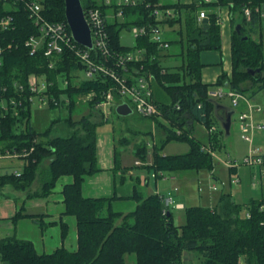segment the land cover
Here are the masks:
<instances>
[{
    "label": "trees",
    "instance_id": "obj_1",
    "mask_svg": "<svg viewBox=\"0 0 264 264\" xmlns=\"http://www.w3.org/2000/svg\"><path fill=\"white\" fill-rule=\"evenodd\" d=\"M30 1V0H25ZM45 17L52 22L66 23L64 0H39ZM86 14L88 9L98 8L106 17V33L111 55L125 53L137 48L145 50L142 60L127 64V69L150 71L154 76L153 95L159 107V116L151 118L163 128L166 139L161 146L151 149V162L144 167L153 172L155 179L164 178L173 172L198 171L213 168L212 156L203 148L199 140L192 136V122L202 124L208 130V145L214 151L222 149L220 135L224 131L209 132L215 127L217 100L210 98L212 87L223 86L229 90L255 98L264 93V53L258 14L253 10L246 20L242 14L244 7L253 9L264 5V0H192L190 3L168 0H137L136 6H118L115 2L106 4L104 0H80ZM160 5L173 9L172 19L155 22L150 16L148 5ZM1 0H0V8ZM226 8L233 27L240 24L241 34L232 30L230 39L231 72L221 73L214 84L201 80L203 64L202 51H221L222 36L220 16L217 10ZM206 10L207 16L198 19V12ZM121 16H117L118 12ZM5 13L12 14L13 23L4 34V42L11 43L5 51L0 69L5 83L13 80L24 82L30 74L45 76L54 82L53 93L58 98L64 93L68 98L65 106L70 112L75 108L78 97L94 94L87 103L94 109L102 101L103 93L114 86L111 78L97 72L91 79H78V72L85 71L84 64L69 49L64 51L53 69L47 67L41 54L30 55L23 41L34 31L23 7L13 8ZM235 16L238 19H235ZM159 23L170 28L174 39H167L169 48L161 50L149 40V36L135 38L133 46L120 42L122 29L133 26H148ZM68 31L69 27H68ZM254 35H258V40ZM82 48V46L77 45ZM174 51V52H172ZM96 64L109 66L118 74L121 68L112 67L115 58L107 61L90 51ZM180 57L179 66L171 69L163 64L167 57ZM259 70V71H257ZM251 71L254 73L251 74ZM65 76L67 87L57 89V78ZM247 85V86H245ZM60 107L57 106L56 108ZM51 106L50 109H54ZM227 112L230 109L224 108ZM160 118L163 123L157 121ZM31 108L22 107L18 116H8L1 124L0 147L22 154L20 175L0 174V188L10 185L17 190H26L33 182L39 163L48 158L49 167L41 189L29 193V197H47L59 178L72 177V182L62 189L64 212L62 216H72L76 221L77 248L70 251L59 247L51 253H38L31 241L14 236L0 238L2 264H124V255H133L134 264H182L183 251L196 252L201 264H264V198L250 199L244 204L235 202L231 194L223 193L212 207L201 205L185 209L184 223L174 224L171 211L163 214L164 208L159 194L143 196L134 191L131 198L136 203L134 211L127 214L111 209L110 198H88L82 194L84 178L98 171L96 127L102 122H93L89 116L78 121L64 120L72 129L68 135L49 136L56 119L42 133V140L31 127ZM180 131V135L176 131ZM170 141H185L189 150L181 155H161L159 151ZM116 152V151H115ZM138 161L147 162L146 143L134 151ZM246 212L249 216H246ZM28 217L36 221L42 230L51 223H44L43 215L21 214L17 212L12 221ZM61 239L68 234V226L60 221Z\"/></svg>",
    "mask_w": 264,
    "mask_h": 264
},
{
    "label": "built area",
    "instance_id": "obj_2",
    "mask_svg": "<svg viewBox=\"0 0 264 264\" xmlns=\"http://www.w3.org/2000/svg\"><path fill=\"white\" fill-rule=\"evenodd\" d=\"M205 3L211 0H203ZM106 4L115 2L118 6H136L137 0H104ZM2 7L0 8V69L2 66L3 55L5 51L11 49V43L4 42V33L8 31L13 23L12 14L5 13L11 11L13 8L23 7L27 16L34 26V31L31 35L24 39L23 45L30 55L41 54L46 59L47 67L53 69L55 64L60 60V56L67 49L71 50L74 56L84 64L85 76L91 79L95 73L100 72L105 76L111 78L114 82V86L109 88L103 93L102 101L97 102L94 106L95 110H99L100 107L109 105L122 98L126 99V102L119 101L118 104L126 103L133 112L143 118H154L159 116V107L154 100L153 86L154 76L150 71L144 70L143 67L140 70L133 69L130 72L127 69V64L137 63L143 59L145 50L137 48L121 54L111 55L108 44V36L106 33V17L98 8L88 9L85 16V22H87L90 32L92 47L82 48L77 47V44L70 31H68L67 23L50 22L43 14V8L39 0H1ZM150 7L149 16L155 21H164V19H172L175 16L173 9L162 8L160 5H148ZM252 10L258 14L261 19L264 17V5L257 6L251 9L250 7H244L242 14L246 20L251 17ZM117 16H121V12L117 13ZM206 10H200L198 12V19L206 18ZM134 38L139 36H149V40L157 45L158 49L165 50L169 48V43L164 36V28L160 27L159 23L148 26H133L129 29ZM80 46V45H79ZM90 51H93L95 55L103 58L107 61V57L111 56L115 58L113 68H121L124 74H118L109 66L96 64L91 59ZM63 78L62 86L59 87V78H57V89L60 91L65 90L67 87V79L65 76H59ZM54 82L48 80L45 76H37L36 74H30L27 76L26 81L13 80L11 83H5L1 79L0 75V130L2 121L8 116H18L19 110L24 107H38V108H51V106H66L68 104V98L61 99L64 94L59 93L58 98L53 93ZM210 98L217 100L218 102L225 97L231 100V109L234 113L237 112L238 119L240 121L239 128L241 131V137L244 141H252V133L257 129L264 131V100L261 103L255 101V98H248L247 95L241 94L227 89L223 86H218L214 90H209ZM94 98L93 93H89L85 99L91 101ZM58 107V108H60ZM256 112L260 118L254 117L252 114ZM177 135H180V131L175 130ZM216 131L213 126L209 129V132ZM209 152L212 157H215V151L210 150L207 147L203 148ZM26 153L23 150L21 153L16 151H10L8 149H2L0 147V161L2 160H14L21 159L22 154ZM228 167L231 166L229 158L221 160ZM243 163L249 166H259L262 169L260 176H264V149L251 148V152L243 159ZM139 164V162H137ZM1 173H12L15 176L20 175V171H10L9 169H3ZM154 175V174H153ZM254 178L255 175H254ZM239 183L238 179H232L231 184L236 185ZM212 190H216V186L212 185ZM173 191H176L174 189ZM162 204L164 206L162 213L168 214L170 208H182V204L176 203L174 196L171 192L167 195H159ZM264 206H261L262 209ZM246 216H249L246 212ZM0 264H2L0 257ZM239 264H243L239 262Z\"/></svg>",
    "mask_w": 264,
    "mask_h": 264
},
{
    "label": "rangeland",
    "instance_id": "obj_3",
    "mask_svg": "<svg viewBox=\"0 0 264 264\" xmlns=\"http://www.w3.org/2000/svg\"><path fill=\"white\" fill-rule=\"evenodd\" d=\"M163 1V0H162ZM165 1V0H164ZM163 1V2H164ZM224 12V11H223ZM222 19V16H221ZM235 19H238L235 16ZM229 22V21H228ZM231 22V21H230ZM229 22V23H230ZM225 19L223 24H221V36L223 35ZM235 27L232 26V30ZM260 29H261V40L263 44V53H264V17L261 18L260 21ZM164 36L168 38L171 36V39H174L173 33L171 34V29L165 27ZM258 40V35H254ZM120 42L124 46H133L135 43V38L127 29H122L119 33ZM224 40L222 38V48ZM221 48V54L218 58V61H221L220 69H226L230 63L229 51H225ZM174 52V51H172ZM213 56H216L215 52H211ZM217 57V56H216ZM182 60L180 57L175 58L167 57L163 59V64L166 67H174L179 66ZM215 64L216 62H211ZM214 67H219V65H211ZM228 69V68H227ZM78 79L84 80L88 79L85 76L83 70L78 72ZM59 87L62 86L63 78L59 77ZM247 86V85H245ZM154 87V86H153ZM216 87L210 88L214 90ZM86 96H80L76 100L75 108L70 112L65 106L60 108H38L32 107L31 109V127L38 134V140H42V133L49 127L50 123L53 120L60 119L59 123L53 124L54 127L51 130V134L49 136L53 137L56 135H68L71 133L72 129H69L65 124L64 120L71 119L70 121H78L84 116H89L93 122H101L96 127L97 136L106 137V134L111 135L113 141V147L116 151L120 152L119 162L122 164V159L129 165L130 167L137 170V162H139L138 167H143V165L149 164L151 162V149L154 145L157 147L163 144L166 139V133L162 127L157 126L155 121L151 118H143L137 115L135 112H131L126 116H118L115 112V108L119 101L126 102L127 100L122 98L121 100L114 101L111 106L105 105L99 108V110L92 109L87 103ZM67 96L63 94L61 96L62 100H65ZM264 100V93L259 92L255 96V101L261 103ZM220 105L224 106L227 109H231V100L227 97L218 102ZM216 121L215 128L217 131L222 130L221 122L218 118L223 116L222 111L216 110ZM255 116H259L258 113H252ZM238 113L235 112L231 116V125L229 134L226 136L225 133H221L220 140L222 149L220 151H215V157H212L213 168L209 171L206 169H201L198 171H182V172H173L169 173L165 176V178H159L157 181V188L155 185V176L152 175L151 172L149 175L146 173V176L149 177V182L146 186L147 193H157L159 195H167V191L170 190L172 192L176 203H183L184 207L182 208H170V211L173 215L174 224L176 226H180L184 223V215L185 209L189 206H205L210 207L214 206L219 198V196L223 193H232V199L235 202H245L250 194L251 190H254L253 184H255L256 180L260 177V173L262 169L259 166H249L243 163V159L246 155L251 152V148H262L264 149V131L255 130L252 133V141L246 142L241 137V131L239 128V119ZM223 118V117H221ZM160 123H163V120L160 118L157 119ZM192 136L199 140L205 146H208L210 150L212 148L208 145V130L206 128L196 122L193 121L192 125ZM216 131H214L215 133ZM146 143L148 156L147 162L138 161L134 156L135 149ZM189 150V144L185 141H170L164 145V147L159 151L161 155H181L186 153ZM213 151V150H212ZM229 158L232 167H228L221 160H225ZM136 160V161H135ZM135 161V162H134ZM134 163V164H133ZM0 164L2 166H6L10 171L16 170L21 171L22 161L20 159L14 160H4L1 161ZM49 167V159H43L37 168V172L33 182L36 179H42V183L46 179V173ZM42 170V171H40ZM254 175L256 178H254ZM171 177H175V179H171ZM264 177V176H263ZM232 179H238L239 183L236 185L231 184ZM32 182V183H33ZM212 185L216 186V190H212ZM173 186L176 187V191H173ZM31 185L23 191L30 192ZM41 189V187H40ZM39 191V190H38ZM37 191V192H38ZM167 192V193H166ZM9 196L5 197L0 195V203L4 199H7ZM6 210L8 208L6 207ZM11 215H14L13 212H10ZM2 237V234L0 232ZM39 253L41 250H37ZM52 250H49L46 253H50ZM134 256L133 255H124V264H134ZM181 263L182 264H201V257L192 251H183L181 255Z\"/></svg>",
    "mask_w": 264,
    "mask_h": 264
},
{
    "label": "crops",
    "instance_id": "obj_4",
    "mask_svg": "<svg viewBox=\"0 0 264 264\" xmlns=\"http://www.w3.org/2000/svg\"><path fill=\"white\" fill-rule=\"evenodd\" d=\"M168 1H177L181 3L192 2V0ZM217 13L220 16V25L223 24V21L225 19L222 35V38L224 40V48L222 49L224 50V52L229 51L230 63L228 67L226 66L225 73L230 74V39L232 33V24L230 22V15L226 8L218 9ZM165 31L166 30H164V32ZM211 52H215V54H217V57L213 56V54H210ZM220 54L221 51L213 50L202 51L200 53V60L203 64V67L201 69V80L203 83L214 84L218 76L224 72V70L220 69L221 61H218ZM211 62L216 63L212 64ZM211 65H219V67H214ZM220 110L222 109H219L218 111ZM257 117L260 118V116ZM100 135L101 136H97L96 139L98 171L84 178V181L82 183V194L84 197L88 198H110L111 209L114 212L127 214L134 211L136 208V203L131 198L134 191L140 192L143 196L153 194V192H146V186L149 182L148 175L151 172L144 167L145 165H143V167H138V164H136L137 170H135L129 165H126L123 159L122 164L120 165V152L114 149L112 141L113 139L111 135L106 134V137H103L102 134ZM3 161L4 160H2V162ZM3 169L5 170L7 169V167L0 164V172ZM146 173H148L147 176ZM171 179L173 180L175 179V177H171ZM158 180L159 179H155L156 188ZM41 181L42 179H36L31 184L30 192L17 190L10 185H4L0 188V195L3 194L4 197L6 195L9 196L7 199H4L0 203V232L2 234V237L14 236L17 239L31 241L34 245V249L36 251L41 250V252L43 253H46L49 250L53 251L59 247H64L70 251H74L77 248L75 218H73L72 216H62L60 218V215L64 212L62 189L66 184L72 182V177L64 176L59 178L55 184V187L47 197H29V193L33 194L40 190V187L42 185ZM252 188L254 190H251L249 198L245 202H240V204H244L250 199L258 200L264 198V177L260 176L258 178V181L256 180L255 184H253ZM174 189H176V187L173 186L172 190ZM170 190L171 189H169V191L167 192H170ZM178 204H182V206L184 207L183 203L178 202ZM6 207L8 208V210H6ZM210 207H212V205ZM18 211L21 212V214L43 215V222L46 224H51L45 227L44 230H42L36 221H33V219L28 217H19L16 218L15 221H12L13 216ZM10 212H13L14 215H11ZM60 221L66 223L68 226V234L64 240L61 239ZM2 237L0 235V238Z\"/></svg>",
    "mask_w": 264,
    "mask_h": 264
},
{
    "label": "water",
    "instance_id": "obj_5",
    "mask_svg": "<svg viewBox=\"0 0 264 264\" xmlns=\"http://www.w3.org/2000/svg\"><path fill=\"white\" fill-rule=\"evenodd\" d=\"M65 6V20L69 27L73 40L85 47H92L91 32L87 22H85L84 10L80 0H64ZM240 24L235 26L237 34H241ZM259 71V70H257ZM254 72L251 71V74ZM225 107L217 104L216 110L224 109ZM115 112L118 116H126L132 112L131 108L126 103L117 104ZM234 114V110L228 111L223 118H218L221 122L222 130L225 135L229 134V128L231 125V116Z\"/></svg>",
    "mask_w": 264,
    "mask_h": 264
},
{
    "label": "flooded vegetation",
    "instance_id": "obj_6",
    "mask_svg": "<svg viewBox=\"0 0 264 264\" xmlns=\"http://www.w3.org/2000/svg\"><path fill=\"white\" fill-rule=\"evenodd\" d=\"M220 111H222L223 112V116H221V117H224L225 116V114L227 113V111L226 110H224V109H222V110H220ZM220 117V118H221Z\"/></svg>",
    "mask_w": 264,
    "mask_h": 264
}]
</instances>
